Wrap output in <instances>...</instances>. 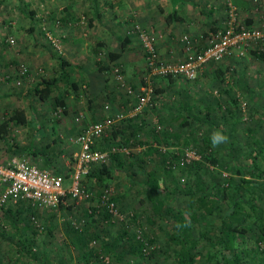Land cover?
<instances>
[{"label": "rangeland", "instance_id": "1", "mask_svg": "<svg viewBox=\"0 0 264 264\" xmlns=\"http://www.w3.org/2000/svg\"><path fill=\"white\" fill-rule=\"evenodd\" d=\"M122 2L123 0H0V121L14 108L26 109L29 117L33 119L32 125L12 124L6 136H0V163L7 165L21 158H27L37 166L61 175L64 187L68 189L80 151L76 137L84 127L109 116L114 122L106 130L108 135L113 128L126 129L129 119L134 121L145 119L147 123L145 129L137 138L151 141L149 133L146 132L148 128L154 129L157 133L166 128L174 131L180 121L177 110L183 111L185 105L190 104L193 106V111L190 113L195 112L194 116L200 120L194 126L195 134L192 139L196 141L195 143L181 144L172 141L165 144L151 141L152 147H156L163 155L169 156L167 152L172 150L176 160L188 159L183 165L180 163L174 165L173 173L166 180L168 189L174 190L167 205L188 214L189 196L183 191L190 186L194 187L196 174L188 172L186 166L191 165L193 168V162L203 161L205 165L201 166L198 176L208 185H212L214 180L220 181L221 177L225 180L222 181V186L226 187L224 185L229 174L237 178V175L231 173V170L225 166L227 163L231 169L235 166V162L242 165L250 164L247 156L251 151L247 144L250 142L248 136L252 133L255 138L264 140V42L247 48L239 57L232 56L204 66L193 79L172 77V80H168L166 77H152L146 70V49L138 34L132 30L137 26L144 31L156 48L155 36L159 37L157 29H145L138 20L145 13H148L149 18H155L150 6L156 4L159 10L161 5L162 8H168L166 6L168 1L131 0V3L124 2V4ZM145 2L150 6L144 5ZM192 2L194 3L186 12L195 18L190 21L194 26L190 25L192 29L179 34L180 40L186 35L195 41L194 37L197 34L194 32L197 30V24L199 21L202 22L203 16L207 17L204 9L208 11V4L203 6V0H192ZM232 2L240 22L247 24L248 21L241 15L235 0ZM217 3L219 5L218 1ZM258 3V0H253L251 3L253 9L249 6V11L247 10L248 13L257 16L256 22L249 24L250 26H258L264 22V5ZM160 11L162 16L155 21L159 28L165 25L164 9ZM213 15L220 19L219 28L215 31L220 30L224 26L226 15L224 0H221L220 8L215 9ZM207 23L208 20L204 21V24ZM213 23L214 21L211 24ZM210 34L206 36V41ZM125 36L135 37V42H128L122 47L121 41ZM50 37L56 40L57 47ZM180 40H177L178 43ZM98 42H101L102 46L98 48L99 52H96L94 48ZM109 51L121 53L120 58L111 62ZM58 56L70 63L69 80L78 79L79 87H83V83L77 73L84 75L85 71L98 70L95 60L110 66L109 70L100 73L104 87L108 89L112 87V91L107 89L105 92L108 95L97 92L98 96L92 97L83 90L72 91L68 85L60 82L50 99L39 100L30 91L41 76L52 77L59 73ZM179 57L181 56L177 58ZM174 60H177L176 57ZM219 64L224 69L227 67L224 81L214 79L212 76L213 70ZM21 65H24L27 71L20 76ZM80 66L83 72L78 70ZM119 76L122 81L118 80ZM18 79L20 83L17 82ZM127 87L131 88V94L127 92ZM141 87H152L151 106L145 105L135 109L136 105L132 106L130 103L132 100L134 102L137 100ZM155 89H163V91L156 93ZM109 93L112 95L110 96ZM61 94L67 105L65 112L54 98ZM125 97L131 100L130 103H123ZM117 99L121 101L123 108L116 106ZM88 104L96 105L97 108H90ZM206 110L208 115H204ZM205 116L207 119L204 118ZM170 122L172 123L168 124ZM34 125H41V130L35 131L32 127ZM206 133L213 135L218 133L225 137L219 144L213 145V151L219 156V164L203 159L202 154L208 155L209 152L201 148L200 138ZM115 142L118 140L116 139ZM147 146L148 144H136L132 139L128 144H107L99 150L108 153V161L103 164H110L115 153H119L125 162L121 168L114 169L111 178L107 179L110 195L118 197L113 211H109L101 202L100 189L94 184L93 178L85 176L92 166L90 164L82 165L86 172L82 174L80 182L83 181L81 184L91 192V196L76 201L67 193L64 205L70 206L69 208L34 209L35 206L29 201H21L23 202L21 204L7 203L8 205L0 209V264H40L42 255L39 254L38 258L34 259L33 256L24 253L25 249L22 250L23 245L18 239L32 235L35 230L33 226L40 229L38 233L41 230L45 231L50 219L56 224L52 234L34 235L32 248L34 253H38L45 247L47 255L55 261L62 254L61 248L65 239L64 224L85 227L91 218L86 211L89 213L90 208L93 207H105L108 212V216L95 225L99 232L106 231L107 237L112 239L124 232L125 236L121 242L125 247L128 245L126 241L132 242L133 237L142 241L144 259L139 261L136 253L128 251L126 258L122 259L123 264H173L171 258L157 254L167 246L164 233L170 228L171 221L161 220L158 217H152L154 223L149 221L150 204L141 194L146 172L155 167L160 158L157 155L145 157V164L140 167L134 158ZM239 150L242 152L239 153ZM32 151L38 152L39 155L34 156ZM47 159L50 160L49 163H46ZM176 160H167V165L168 161L174 163ZM204 169L212 174L204 173ZM257 173L260 175L258 171ZM246 175L248 176L247 173ZM254 179L263 182V173L260 178ZM175 185L179 186V192L175 191ZM2 188L0 184V190ZM257 204L262 205V202L258 200ZM6 206L13 208L14 211L11 214L5 213ZM18 209L22 213L18 212ZM33 210L34 216L31 215ZM51 213H55L53 218H50ZM29 215L33 225L24 220L20 228L14 227L16 219L28 218ZM92 245L95 248L99 247L97 241L92 242ZM16 247L21 252H18ZM67 252L69 255L72 254V250ZM152 253L156 254L149 258ZM103 257V262L98 264H119L111 257ZM68 264L77 263L73 260Z\"/></svg>", "mask_w": 264, "mask_h": 264}, {"label": "trees", "instance_id": "2", "mask_svg": "<svg viewBox=\"0 0 264 264\" xmlns=\"http://www.w3.org/2000/svg\"><path fill=\"white\" fill-rule=\"evenodd\" d=\"M178 17L177 11L172 9L166 16V21L171 23L176 21ZM249 24L248 21L247 25L249 26ZM128 42H130V37L125 36L121 41V46L125 47ZM100 46H102V43L98 42L94 48L96 52H99L98 48ZM52 55L55 56L54 53H52ZM108 56L111 62H114L120 58L121 53L109 51ZM256 56L258 55L256 54ZM57 59L59 61V73L52 77L41 76L30 91L41 101L50 99L60 82L63 84L65 83V85L69 87H79L76 81L69 80L70 72L68 67L70 63L60 56H58ZM95 65L99 72L110 69V66L104 65L98 60H95ZM226 68L224 69L220 64L217 65L212 72L213 78L224 81L227 72ZM172 77L180 76H166L168 80H172ZM162 91L163 89L154 90L156 93ZM63 97V94H61L54 98L58 105L61 106L62 111L65 112L67 105ZM128 98H124V104L130 103L131 100ZM136 101L137 100L134 102L132 100L130 104L132 106L136 105ZM177 111L180 121L173 129L174 131H169L168 128L160 133L155 132L154 129L152 130L151 128L146 130L151 137V141L165 144L172 141L181 144L196 142L192 137L195 134V123L200 120L196 119L194 116L195 112L190 113L193 111V106L186 104L183 111L179 109ZM204 115H208V110L204 112ZM206 117L207 116L204 118L207 119ZM127 123L128 126H126V129L113 128L108 135L107 133L102 135L93 143L92 149L102 150L107 144L113 143L125 145L133 139V141H136V144H148L146 149L142 151L139 156L137 155L134 158L135 162H137L140 167L145 164V157H152L154 155L160 156L156 166L146 172V179L141 191L143 197H146L145 199L150 204L149 221L154 223L152 217L171 221L170 228L164 233L167 246L157 254L171 258L173 264H264V181L257 182L254 179L257 177L260 178L262 173L264 175V140L255 138L252 133L248 136L250 142L247 144L251 151L247 153V156L250 159V164L242 165L234 161L235 166L231 169L229 168V163H227L225 166L231 170V173L237 175V178L229 174L226 185L223 183L226 187L222 186V181L225 182V180L223 178L221 179V177L220 181L214 180L212 185H208L202 177L198 176L201 166L205 165L203 161L193 162L194 169L191 168V165L186 166V170L189 169L187 171L193 172V174H196V177L194 187L190 186L186 191H183L189 196L187 201L188 214H184V211L180 209L174 210L167 205L168 199L174 190L168 189L166 180L173 173L174 165L180 163L178 159L176 160L174 151H168L167 154L169 156L163 155L156 147H152L151 141H142L137 138L145 129V124H147L145 119H138L135 121L129 119ZM171 123L172 122L168 124ZM12 124L32 125L33 119L29 117L24 108L12 109L9 113L5 114L0 121V136H6L5 134H7L8 128ZM32 127L35 131H39L41 125H34ZM212 137L213 133H206V135L200 138L201 148L209 152L208 155L202 154L203 159L213 164H219L218 153L213 151ZM116 139L118 142H115ZM241 152L242 151L239 150V153ZM32 154L34 156L39 155L38 152L34 151H32ZM112 159L111 163L107 165L103 163H91L90 165L92 166L90 170L85 174L86 178H93L94 184L100 189L99 193H102L103 189L107 188L109 184L107 179L111 178L112 171L121 168L125 163L119 153H115ZM169 159H175L176 161L174 163L168 161L167 165V160ZM49 162L50 160L47 159L46 163ZM257 171L260 175H258ZM203 172L206 174L211 173L207 169H204ZM82 182L83 181H81V183ZM175 187V191L179 192V186L175 185ZM117 199V195H110V201L114 202V204L118 201ZM258 200L262 202V205L257 204ZM23 202L19 203L21 204ZM19 205H17L18 208L21 206ZM246 206L250 209L248 210ZM6 207L7 208L4 210L5 213L11 214L14 211L13 208L9 206ZM60 207L69 208L70 206L67 207V205L61 203L58 208ZM104 208L93 207L90 208L89 213L86 211L91 218L90 222L83 228L75 227L70 223L64 224L65 239L61 248L62 254L55 261L52 257L47 255L45 247H43L42 250L40 249L38 253H34L32 248L35 239L34 235H39L40 233L46 235L52 234L56 224L53 223L51 219L45 231L41 230L38 233L39 228L33 226L35 230H32V235L22 237L23 239H18V242L23 245L22 250L25 249L24 253L26 252L29 256H33L34 259H37L39 254L42 255L40 264H68V262L73 260L77 264H98L103 262V256L111 257L113 260L118 261L119 264H123L122 259L126 258V253L128 251L136 253L138 259H140L139 261L144 259L141 249L143 245L142 241L133 237L132 242H130V240L126 241L128 245L125 247L122 244L123 242H121L125 236L124 232L112 239L107 237L106 231L101 233L96 229L95 225L101 221V219L108 216V212ZM34 209H37V207ZM18 212L22 213L19 209ZM21 213H19V215ZM34 214L33 210L31 215L34 216ZM31 215H29L28 218L22 217L20 220L13 219L15 220L13 224L14 227L16 229L20 228V224H22L24 220L33 225V221L30 217ZM54 216L55 213L50 214V218ZM96 241L99 244L98 248L92 245V242ZM14 243L18 246L16 241H14ZM17 250L21 252L18 248ZM71 250L72 254L69 255L67 251L71 252ZM247 250H249V252ZM155 254L156 253H152L149 258L155 256Z\"/></svg>", "mask_w": 264, "mask_h": 264}, {"label": "built area", "instance_id": "3", "mask_svg": "<svg viewBox=\"0 0 264 264\" xmlns=\"http://www.w3.org/2000/svg\"><path fill=\"white\" fill-rule=\"evenodd\" d=\"M226 4V15L224 26L210 34L205 48L201 51L193 50V42L190 37L184 35V43L187 55L179 62L163 61L151 38L144 31L136 26L132 32L137 33L143 46L146 49L145 63L146 70L150 76H180L193 79L201 69L211 63L222 61L232 56H241L247 48L261 45L264 42V22L258 26H248L240 22L238 12L232 0H224ZM51 39V37H50ZM57 47L55 39H51ZM27 68L20 66L19 74L24 75ZM116 78V76H115ZM122 81L121 76L118 77ZM21 81L18 79L17 81ZM128 93H132L130 87L126 88ZM152 87H141V93L137 97L135 109L145 105L151 106ZM114 119L106 116L100 121H95L84 127L76 137V142L80 145L78 163L72 173L71 184L66 189L61 175L52 172L47 168H41L27 158H21L17 162L10 164L0 163V209L7 203L15 204L21 201H29L37 208L57 209L64 203L66 194L76 201L90 198L88 191L80 182L82 174L86 171L83 164H101L108 161V153L92 149L93 143L106 134V130L112 126ZM188 159L182 158L180 164L183 165ZM101 202L109 210H114V202L110 201V193L105 188L100 196Z\"/></svg>", "mask_w": 264, "mask_h": 264}, {"label": "crops", "instance_id": "4", "mask_svg": "<svg viewBox=\"0 0 264 264\" xmlns=\"http://www.w3.org/2000/svg\"><path fill=\"white\" fill-rule=\"evenodd\" d=\"M167 1L168 3L166 4V6L168 8H164V7L162 8L163 5L159 7L160 10L162 11L164 9V24L165 25H163L161 28L157 27L158 25L155 24V21H157L160 18V16H162V13H160L161 11L157 8L158 6L156 4L154 5L152 4L150 6L148 2H145L144 5L147 4L148 6H150V10L154 13V16L152 14L151 15L155 18H152V17L149 18L148 13H145V15L144 16L142 15L143 17L140 20H138V22L145 29H148V30H153L154 28L157 29L156 32L159 33V37L155 36V44H156V49L158 51V54L163 61L179 62L185 59L187 55V51L185 49L182 39L180 40L181 36L180 38H178V36L179 34L181 35L183 31H188L192 29L190 25L194 26L193 22H190V21L194 20L195 18L193 17V15H190L188 14V12H186L188 11V9H190L191 4H193L194 2H192V0H177V1L167 0ZM217 1L219 2V5ZM252 1L253 0H235L236 4L239 7V10L241 11V15L245 16L246 20L249 21L250 24H254V22H256L255 20L257 17L256 14H252L250 12L248 13L249 6L251 9H253L254 7L251 4ZM258 1H259L258 4L264 5V0H258ZM124 2L131 3V0H123L122 4H124ZM207 4L209 6L208 11L204 9V12H205L204 14H206L207 17H204V16L202 17V22L200 21L198 22L197 30L194 32V34H197V36L194 37L195 41H192L194 45L193 50H197V51L203 50L207 44L206 36L212 32H215L214 30L218 29L220 25L219 17H214L213 14L215 13V9L220 8L221 0H216V1L215 0H203L202 5L206 6ZM172 9H175L177 11L179 17L177 18L176 21L168 23L166 21V16L172 11ZM167 10H169V12H167ZM153 20L154 22H152ZM206 20H208V23L204 24V21ZM213 21L214 23L211 24ZM199 34L200 36H198ZM134 38L135 37H130V43L135 42ZM177 40H180L179 43ZM178 56H181V57H179L178 59L177 58ZM175 57L177 60H174ZM78 70L82 71V67L79 68ZM69 72L71 73V71ZM83 73L84 75L77 73L79 80L83 83V87H75V88L69 87L70 89H72V91L83 90L84 92H87V95L90 94L89 96H92V97L93 95L98 96L97 92L100 94L102 93V95H105V96L108 95L107 92H105V90H107L108 87H104V84L101 82L103 77L98 70L91 69V71H85ZM77 80L78 79H75L74 81H76L79 84ZM111 89L113 88L111 87ZM111 89L109 88L108 90L112 91ZM109 95L111 96L112 94L109 93ZM118 101H115L116 106L123 108V104L121 103V101L120 100ZM88 107L97 108V106L93 104H88ZM92 111L94 112V110ZM40 130L41 128L39 129V131Z\"/></svg>", "mask_w": 264, "mask_h": 264}, {"label": "clouds", "instance_id": "5", "mask_svg": "<svg viewBox=\"0 0 264 264\" xmlns=\"http://www.w3.org/2000/svg\"><path fill=\"white\" fill-rule=\"evenodd\" d=\"M225 137L221 136L220 134H214L213 137H212V142H213V145H217L219 144L222 140H224Z\"/></svg>", "mask_w": 264, "mask_h": 264}]
</instances>
